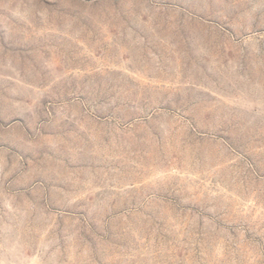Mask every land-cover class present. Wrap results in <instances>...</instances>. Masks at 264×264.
Instances as JSON below:
<instances>
[{"label": "rangeland", "instance_id": "374dc122", "mask_svg": "<svg viewBox=\"0 0 264 264\" xmlns=\"http://www.w3.org/2000/svg\"><path fill=\"white\" fill-rule=\"evenodd\" d=\"M0 264H264V0H0Z\"/></svg>", "mask_w": 264, "mask_h": 264}]
</instances>
